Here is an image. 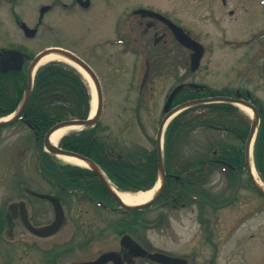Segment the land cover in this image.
<instances>
[{
    "label": "rangeland",
    "instance_id": "374dc122",
    "mask_svg": "<svg viewBox=\"0 0 264 264\" xmlns=\"http://www.w3.org/2000/svg\"><path fill=\"white\" fill-rule=\"evenodd\" d=\"M33 1L0 0V47L25 44L15 19L32 26L36 21H33L32 8L36 5ZM163 1L164 7H169L178 17L183 16L185 30L205 48L199 69L194 73L189 69L187 52L186 75L181 80L179 75H167L162 68V73L152 74V69L160 65H154L150 75H145L148 70L145 63L134 61L130 53L123 52L116 57L111 45L104 47L105 41L113 42L114 17L110 9L103 8L98 12L100 15L97 11L59 10L46 17V23L54 24L53 36L47 33L41 41L40 38L34 40L36 47L41 45L36 50L57 45L82 58L94 70L104 98L99 138L113 146L119 156L134 155L138 148L155 149L162 107L170 91L180 82L211 89L246 90L264 107L261 68L264 64V13L259 0H226L225 6L218 0ZM247 43L250 44L246 47ZM248 55L252 57L246 63ZM240 67L242 73L238 70ZM238 111L250 121L243 111L239 108ZM29 137L30 132L20 123L0 129V201L11 199L10 186L14 185L12 189L16 191L21 183L30 188L35 186L28 171L9 170L3 164L6 152L20 153L28 149ZM216 141L239 145L224 132L194 130L174 148L170 170H179L183 161L211 153L216 149ZM240 181L241 186L235 190L223 176L211 173L203 187L191 186L195 192H203L208 203L203 202L199 209L198 204L188 198L186 209L171 212L169 206L165 210L162 207L146 210L139 214L140 226L132 229L131 235L147 250L183 257L189 264H208L211 260L213 264H264V200L249 189L246 174L240 176ZM39 183L38 188H47L43 180ZM233 194L234 200L229 201ZM68 217L56 238L59 264L91 260L112 249L117 239L115 228L126 220L82 201L69 208ZM198 219L208 223L207 231ZM135 264L153 263L136 260Z\"/></svg>",
    "mask_w": 264,
    "mask_h": 264
},
{
    "label": "flooded vegetation",
    "instance_id": "af4514ba",
    "mask_svg": "<svg viewBox=\"0 0 264 264\" xmlns=\"http://www.w3.org/2000/svg\"><path fill=\"white\" fill-rule=\"evenodd\" d=\"M218 1L223 6L227 5L226 0ZM33 2H36V5L32 8L35 15L33 21L35 19L36 21L29 27L34 28L36 34L32 38H26L22 33L25 38V45L18 44L10 45L9 47H0V74L16 73L12 68L18 66V61L12 57L10 53L12 50L23 53L26 56L24 57L22 69L18 73L21 75H29L34 56L46 48L57 47V45H48L42 47L40 50H36L41 45L39 43L36 47L34 40L40 38L41 41L47 33L52 37L55 30L53 23H46L47 16L56 14L59 10L70 13H95L97 11V14L103 8H106L112 11V17H114L111 23L114 35L113 42L105 41L104 47L111 45L116 57L122 56L123 52L130 53L134 61H142L145 63L148 69L145 75H150L149 72L154 65H160L159 68L155 66L151 73H162L163 71L161 70L163 69L167 75H179L180 80L185 78L187 52L189 53V60L192 52L176 40L170 26L163 20L145 12L151 11L160 14L184 30V32L188 33L183 26V24H186L183 16L182 18L178 17L174 11L169 10V7H164L166 3L163 0H70L68 3L62 0H34ZM196 6L198 7V5ZM98 14L100 15V13ZM230 14H232V11ZM184 16L185 18L187 17V15ZM22 22L18 18L15 19V25L19 28ZM26 41H30L31 43L27 44ZM249 44L247 43L245 46L247 47ZM238 48H241V46ZM110 56H113V54ZM251 57L252 55H248V61L246 60V63L251 60ZM242 65L244 69L245 63ZM261 68L262 72H264V64H262ZM243 69L240 67L238 70L242 73ZM181 84L187 85V83L180 82L179 85ZM238 92L244 98L246 90L244 92L235 90L234 95ZM22 123L25 127L31 129L34 135L37 133L33 131L32 123L25 121H22ZM22 123L20 122V124ZM34 139L38 142L40 138L35 136ZM44 159L46 160V164L50 163V156L34 150L30 141L28 143V149H24L20 153H5L3 164L5 163L6 168L9 170L19 168L21 171H28L29 179L35 183V186L30 188L28 185L21 183L17 186V191L16 188L12 189L14 185L10 186V193H13L12 195L10 194L11 199L0 201V264H59V246L56 238L64 229L65 223H67L69 218V208L74 203L82 201L95 204V206L99 205L106 211L119 214L126 212L116 205L113 206L105 195L100 194L99 199L92 201L89 192H87L84 196L85 199L82 200L75 196V191L72 186L67 188L57 181L46 178L42 172ZM211 162L217 163L218 161L214 160ZM26 177H28V174ZM42 180L47 185V188L44 190L37 187L40 184L39 181L42 182ZM186 186L183 185L184 188ZM87 187L90 186L87 185ZM32 192L42 193L60 199L65 221L61 230L55 235L42 238L35 236L31 232V229L42 228L51 224L56 217L54 204L49 200L34 197ZM193 199L196 202L198 201L199 205L202 204L198 195H195ZM107 202L110 203L107 204ZM159 207L164 208V210L169 208L171 212H175L178 208L183 209L185 204H180L177 198L170 196L164 197ZM120 238L121 236L117 242H114V249L112 251L122 256L124 250L120 248ZM136 260L138 259L127 256V258L123 259V264H128L129 261H131L130 264H134ZM143 260L148 261L145 258ZM107 264H113V262H108Z\"/></svg>",
    "mask_w": 264,
    "mask_h": 264
},
{
    "label": "trees",
    "instance_id": "16d2710c",
    "mask_svg": "<svg viewBox=\"0 0 264 264\" xmlns=\"http://www.w3.org/2000/svg\"><path fill=\"white\" fill-rule=\"evenodd\" d=\"M25 87L24 75H0V117L10 114L17 107ZM230 95L227 89L222 90H185L181 92L175 103L188 100L200 99L210 96ZM204 109L199 115L191 114L195 108H190L177 115L168 125L164 136L165 157L169 162L173 149L182 137L195 129H212L222 127L230 136L244 141L249 130V121L238 117L237 109L229 104H208L200 106ZM260 113V124L256 134L253 157L256 170L264 182V107L258 106ZM91 110V93L81 75L73 68L62 63H50L37 70L34 77V85L23 112V118L32 121L38 136H42L53 124L68 119H86ZM98 124L92 129L72 133L62 138L60 147L90 158L106 174L109 180L122 191H144L150 189L157 177V159L155 150L138 148L132 156H116L113 147L108 142L99 138ZM218 158L230 164L233 168L244 166L243 145L230 144L226 142L216 143ZM45 164V163H44ZM198 161H193L189 166L177 172L181 179L177 182L169 181V184L191 183L200 168ZM44 174L49 178L66 185L78 186L79 189L87 190L85 184H89L90 191H98L101 186L98 181L84 179L83 172H77L76 168L70 166L48 164L45 166ZM190 170L187 176H182L185 171ZM94 175L88 170H82ZM227 171L235 178V173L228 168ZM94 185V186H93ZM189 188L181 190L189 194ZM85 192V191H84ZM168 193V187L165 193ZM196 193V192H195Z\"/></svg>",
    "mask_w": 264,
    "mask_h": 264
},
{
    "label": "water",
    "instance_id": "95a60500",
    "mask_svg": "<svg viewBox=\"0 0 264 264\" xmlns=\"http://www.w3.org/2000/svg\"><path fill=\"white\" fill-rule=\"evenodd\" d=\"M148 14H150L154 17L160 18L161 20H164V22L171 27V30H172L176 40L178 42H180L183 46H185L186 48H188L192 51V54L190 56L191 70L195 71L198 68V66L200 64V60L203 56V52H204L203 47L199 43L195 42L190 37H188L182 31V29L175 26L170 21L166 20L165 18H163L157 14L151 13V12H149ZM21 28L24 31L25 35L28 37L33 36L34 33L36 32L34 29L27 28L25 24H22ZM50 51L64 55L70 62H72L75 66H77L82 72H84L90 78V80L92 81L94 88H95V93H96V97H97V109H96L95 116L93 118L89 117L86 120L71 119L68 121H62V122L54 125L51 129L48 130V132L46 133V135L44 137V140H43L44 147L52 155L61 154V155H66V156H74V157H77L78 159L85 161L88 164L90 170L97 176V178L99 179L101 184L104 186V188L106 189L108 194L124 209L129 210V211H136V210H142V209L148 208L151 205H153L157 201L159 196L162 194V191L164 189L166 176H165L162 151H161V134H162L163 127H164V124L167 121V119L173 113H175L176 111H178L182 108H187V107H190L193 105L210 103V102H212V103L213 102L214 103L215 102H225V103H236V102H238V103H241L244 106L248 107L249 109H251L253 114H254V121L252 122L250 133H249L248 139L246 141V146H245L246 164L248 166V152H249L252 137L254 135V132L256 130V127H257V124L259 121L258 112H257L256 108L254 107V105H252L251 103L244 101V100H238V99L229 98V97H219V98H213V99L195 100V101L187 102V103H184V104L180 105L179 107L173 109L172 111L168 112L160 123V127H159L157 138H156L158 173H159V176L161 178V187H160L159 191L156 193L155 197L151 201H149L148 203H145V204L139 205V206H134V207L126 206L124 203H122V201L119 199L117 194L114 193V191H112L111 188L108 186V184L106 183V180L104 179V176L102 175V172L96 167V165L94 163H92L90 160L84 158L83 156H81L79 154H76V153H73L70 151H65L59 147L53 146V145H51V143L49 141L50 135L55 130H57L61 127H64V126L80 127L81 129L92 128L98 122V120L101 116L102 107H103L102 89H101V85H100L98 77L95 75L93 70L83 60H81L77 56L73 55L72 53H70L68 51L62 50V49H51V50H46V51L40 53L35 59V64L43 56H45L47 53H49ZM18 64H21V61H18ZM182 88H183V86H179L172 91V93L170 94V96L168 97V99L166 101V104L164 107V112L168 111V109L172 103L173 98ZM31 89H32V75L30 74V75H28V81H27L25 94H24V97L22 99V102L20 104L19 109L17 110L15 116L10 121L0 122V127L7 125L8 123L13 122L14 120H16L20 116L23 108L25 107V105L28 101V98H29L30 93H31ZM247 97H249V96H247ZM257 189L264 195V191H262L259 187H257ZM35 195L40 197V198H47L50 201H53V203H54V201H56L54 203V207H55V211H56L55 221L50 226H47V227L42 228V229H34L33 230L35 232V234H38L39 236L46 237V236H49V235L55 233L56 231H58L61 228V226L63 224L64 215L62 213V209L59 205L58 199H56V198L53 199V198L45 196V195H38V194H35ZM122 246L124 247V249L128 250L129 255H131L133 257H148L151 261H154V262L160 263V264H187V261L184 259L172 258V257H168L166 255L159 254V253H154V254L148 253L147 251L142 249L140 246H138L137 244L132 242V240L127 236H124L122 238ZM115 255H116L115 253L103 254L96 261L85 262V263H75V264H105L109 260H115Z\"/></svg>",
    "mask_w": 264,
    "mask_h": 264
},
{
    "label": "bare ground",
    "instance_id": "6f19581e",
    "mask_svg": "<svg viewBox=\"0 0 264 264\" xmlns=\"http://www.w3.org/2000/svg\"><path fill=\"white\" fill-rule=\"evenodd\" d=\"M53 61H58V62H63V63H66V64H69L71 65L72 67L76 68L75 65L72 64V62H70L64 55H61L59 53H54V52H51L49 54H47L46 56H44L42 59H40V61L38 62L37 66L36 67H40L44 64H47L49 62H53ZM80 73H82V75L84 76V78L88 81L89 85H90V88H91V93H92V110H91V117H93L94 113H95V110H96V95H95V90H94V86L90 80V78L84 73L82 72L81 70H79L78 68H76ZM239 108L241 109V111H243L245 114H247L248 116L252 117V112L242 106V105H239ZM11 117L9 118H6L5 120H8L10 119ZM80 130V128L78 127H70V126H64V127H61L57 130H55L49 137V141L51 143V145L53 146H56L58 144V142L60 141V139L68 134V133H71L73 131H78ZM57 158L65 163H68V164H72V165H76V166H80V167H87L88 164L81 160V159H78L77 157H74V156H66V155H58ZM251 165V164H250ZM251 172H252V176L256 182V184L259 186V187H262L264 189V186L262 185V183L259 181L254 169L252 168V165H251ZM107 184L109 185V187L115 191L119 197V199L126 205V206H130V207H134V206H139V205H143L149 201H151V199L154 197V195L157 193L160 185H161V179H158L157 183L155 184L154 188L151 189V190H148V191H139V192H120V191H117L114 186L107 181Z\"/></svg>",
    "mask_w": 264,
    "mask_h": 264
}]
</instances>
